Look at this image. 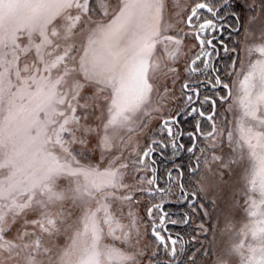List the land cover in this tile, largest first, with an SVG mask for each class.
Returning <instances> with one entry per match:
<instances>
[{"label": "snow or ice", "instance_id": "1", "mask_svg": "<svg viewBox=\"0 0 264 264\" xmlns=\"http://www.w3.org/2000/svg\"><path fill=\"white\" fill-rule=\"evenodd\" d=\"M173 6L0 0V264H264V0Z\"/></svg>", "mask_w": 264, "mask_h": 264}, {"label": "rangeland", "instance_id": "2", "mask_svg": "<svg viewBox=\"0 0 264 264\" xmlns=\"http://www.w3.org/2000/svg\"><path fill=\"white\" fill-rule=\"evenodd\" d=\"M112 2L114 3L115 0H112ZM185 2H186V0H178V3L181 7L185 4ZM173 4H174V0H166V12L164 14V20L169 22V23H175L174 13L179 10L178 8L174 7ZM169 34H172V32L170 31ZM191 43H192V41H186V44H188V45H190ZM156 55H157V57H161V58L163 57V46L162 45H158ZM257 55L258 54L253 53L252 59H256ZM185 58L186 57L182 58V60H181V64H180L181 67L183 65V59H185ZM238 66L239 65L237 64V67ZM161 68H163V62H161ZM158 82L161 85V89H163V86L165 83H167L168 86L171 87L170 80L166 81L164 79L162 73L160 74V79ZM229 83H231L230 80H229ZM178 86H179V84H177V88H178ZM222 110L223 109H221V111ZM97 115H99V111H97ZM106 117H107V112L105 111V118ZM230 118H231V114H230ZM158 123H159V120H153L149 126V129H146L144 134L142 136L137 137V138L140 139L142 142L146 141L149 131L151 130V128H154ZM110 156H111L110 153H106L104 165H102V166H106L107 159L110 158ZM99 158H100V153H99V150H97V152L95 153V155L93 157V162H98ZM239 187H240V185L237 184V188H239ZM235 207H236V212H235V215L233 216V221L237 225H239L241 222H246L247 217L243 211V209H244V195L242 192H239L237 194ZM111 210L115 214V216L120 220L121 223H127V215L126 214H127L128 208L126 205L121 207L118 203H115V204H113V207ZM122 213H123V215H122ZM140 213H141V216L144 215V209H143L142 205L140 208ZM222 226H223V220H221V227ZM144 232H145V229L143 226H141L142 237L140 240L139 247H144L148 251H150L151 250L150 245H151L152 237L150 235V232L147 235H144ZM189 233H191L190 230L188 231V234ZM121 234L122 233L119 230H117L116 235H121ZM217 239H218V242H220V243H227V241H228L227 235H225L223 237L218 236ZM63 241H64V238L60 237L56 243L58 245H62ZM103 243L115 244V246H117V247H126V245L122 244L121 241H114L111 237H107V236L105 237ZM54 251H55V249H54Z\"/></svg>", "mask_w": 264, "mask_h": 264}, {"label": "flooded vegetation", "instance_id": "3", "mask_svg": "<svg viewBox=\"0 0 264 264\" xmlns=\"http://www.w3.org/2000/svg\"><path fill=\"white\" fill-rule=\"evenodd\" d=\"M171 210H175V206H172V209H171ZM175 230H176V231H180V232H182V233H185V232H186V233H187L186 235H188V236L191 234V233L188 234V231H189L190 229H189V230H185V229H183V228H176ZM181 230H182V231H181ZM185 238H186V237H185Z\"/></svg>", "mask_w": 264, "mask_h": 264}, {"label": "trees", "instance_id": "4", "mask_svg": "<svg viewBox=\"0 0 264 264\" xmlns=\"http://www.w3.org/2000/svg\"><path fill=\"white\" fill-rule=\"evenodd\" d=\"M188 238V235H186V239Z\"/></svg>", "mask_w": 264, "mask_h": 264}]
</instances>
